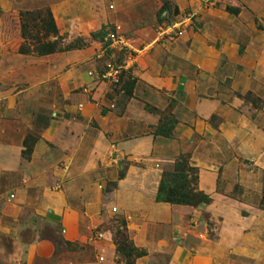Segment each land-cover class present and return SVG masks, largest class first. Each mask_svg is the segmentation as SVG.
I'll use <instances>...</instances> for the list:
<instances>
[{
	"label": "rangeland",
	"instance_id": "1",
	"mask_svg": "<svg viewBox=\"0 0 264 264\" xmlns=\"http://www.w3.org/2000/svg\"><path fill=\"white\" fill-rule=\"evenodd\" d=\"M65 2L52 11L60 46L77 48L42 75L44 64L19 59L20 34L2 46L0 264H137L130 242L137 246L138 226L149 223L164 244L148 264H264V0ZM19 11L0 9L7 29L20 28ZM37 14L25 24L44 37ZM179 21L182 33H162ZM107 28L121 43L106 40ZM27 42L32 50L35 40ZM140 108L153 115L147 136L156 150L120 151ZM180 154L195 168L187 185L209 202L159 207L151 198L164 168L153 169L161 155L176 162ZM127 166L142 172L118 194ZM41 235L55 243L52 261L33 256Z\"/></svg>",
	"mask_w": 264,
	"mask_h": 264
},
{
	"label": "crops",
	"instance_id": "2",
	"mask_svg": "<svg viewBox=\"0 0 264 264\" xmlns=\"http://www.w3.org/2000/svg\"><path fill=\"white\" fill-rule=\"evenodd\" d=\"M66 0H35V2L33 0H0V9L2 11V13H6L10 10H23V9H33L35 8V6H41V5H45L48 6L50 8L51 11H53V14L56 13L57 10V6L60 5L62 3H66ZM55 23H57V26L59 28L60 31V27L58 22L56 21ZM9 26L7 19L4 16H0V73H1V69L3 67V65L6 64V60L8 59L9 55L5 54V52L2 49V46H6L7 40L8 38L14 36L15 38H17V35L20 34V28L14 24L13 27L11 29H7V27ZM72 51H67V54L70 55ZM59 54H61L60 52H55V53H47V54H36V55H19L21 59V61L27 63L29 66H35L36 63H42L44 65L40 66L39 71L37 72V74H43V72L46 69H50V67H53V64H51V61L54 60H58L61 57L64 56H59ZM63 55H65V52H62ZM31 64V65H30ZM47 67V68H46ZM138 116L136 119L133 120V126H134V131L132 133L131 138L128 139L127 141H121L119 142L116 146L117 149H119L120 151H124V152H130V153H137L141 150V148H145L147 150H156V147L153 148V143L155 142V140H153L152 138H148L147 134H151L149 129L150 128L148 123L149 121H152V117L153 115L151 113H147V111H145L144 109L140 108L138 110ZM37 125L35 126L36 129H43L44 127V122H45V118L43 115H40L37 117ZM2 132H0V138L2 136ZM152 139V140H151ZM116 146L114 145V149L116 148ZM1 148V146H0ZM160 153V151H159ZM1 155V152H0ZM160 160L158 164V168L159 169H153V171L155 172L156 175H158L159 172L162 171V168H164L162 175L160 176V180L157 181V183H155V193L153 194L152 198L155 202H156V198L158 194V188H159V184L163 181H165L164 183V188L166 189V186L170 183V179H171V173L174 171V167H175V161L174 159H168L166 156L161 155L160 156ZM134 170V169H133ZM130 170V168L127 166L123 177L120 179V181L117 183V188H118V194H121V190L122 192L125 190L126 186H130V183H133L134 181H132L133 178H139V174L142 172H137L138 177H134L133 173L134 171ZM147 170V169H146ZM145 170V171H146ZM166 175H165V174ZM165 175V176H163ZM165 178V179H164ZM126 191V190H125ZM164 196V192L160 193L159 197L163 198ZM137 198L140 197L137 196ZM125 201V200H124ZM126 202V201H125ZM125 202L123 204H125ZM159 207H172V209H185V208H194L193 204H173V203H166L163 201H159ZM205 204V203H202ZM125 205H121V207H123L124 209L128 208V206ZM199 206V205H196ZM174 207V208H173ZM127 209V210H128ZM163 209V208H162ZM157 210V212H156ZM129 211V210H128ZM160 211H158V209H153L151 216L153 218H159L160 217ZM175 220V222H178L179 220V216H177L176 214L174 216H172ZM152 218V219H153ZM151 219V218H150ZM180 228H177V232L180 231ZM71 229H66L65 231H69L70 234H72L73 232L70 231ZM232 228L229 227V230H227V232L231 231ZM233 231V230H232ZM42 233L41 230L38 231V234ZM156 233V228L155 226H152L150 223L149 224H144L143 226H138V231H136L135 235L133 236V241L137 246H141L143 247L146 251H147V255H142L137 257V264H148V259H150V250L154 249V245L156 247H158L157 250H161V248L163 247L164 242L158 241V239H156L157 237L154 236ZM230 233V232H229ZM69 234V235H70ZM74 235V234H72ZM228 234L224 235V243H229V241L231 240L230 236H226ZM72 237V236H70ZM75 239V238H73ZM77 239V238H76ZM173 244L178 245L177 242H173L171 241ZM54 242H52L50 240L49 236L46 235H41V237L38 238V240H36L34 243L31 244V250H33L34 252V257L35 259H49V260H53L55 259V247L53 245ZM65 242H63L64 244ZM55 244V243H54ZM253 254V253H252ZM254 256V255H253ZM51 264H55V262L52 261Z\"/></svg>",
	"mask_w": 264,
	"mask_h": 264
},
{
	"label": "trees",
	"instance_id": "3",
	"mask_svg": "<svg viewBox=\"0 0 264 264\" xmlns=\"http://www.w3.org/2000/svg\"><path fill=\"white\" fill-rule=\"evenodd\" d=\"M227 10L235 13L237 12V9H233L229 6H227ZM38 13L37 17L40 22V28H42L44 37H33L29 34L27 30V26L25 24L24 18L26 16L32 15L33 13ZM41 13H44V15H41ZM19 16V26H20V35L22 36V39L24 40L23 43L19 46L18 52L20 54H47V53H55V52H66L71 51L77 47L74 45H67L65 47L60 46V40L63 39L62 35H59L58 28L56 26L52 11L48 6H44L43 8H40V10H22L18 13ZM56 37V39H46L49 35ZM35 40V44L33 45V49L30 50L28 40ZM128 86L134 87L136 83V77H128ZM128 96L131 95L130 91L126 92ZM153 110L150 109V112ZM23 145L25 149L22 151V154L25 158H27L31 153V146L28 145L27 139L25 138L23 140ZM183 155L180 154L178 156L176 162L174 171L171 173V179L170 183L166 186V189L164 188L165 181L162 180V182L159 184L158 188V194L164 192L163 198H160L159 195H157L156 200L163 201L166 203H173V204H193L198 205L200 203H208L209 202V196L204 194L201 191H194L193 187H190L188 184V179L190 178L189 173L187 172L189 169L195 170L193 166H188V169H185V162H183ZM197 179V177L195 176ZM165 179V178H164ZM261 207L264 208V196L262 197L260 201ZM132 250H134V256L139 257L142 255H146L145 251L142 249H139L137 246L132 244ZM118 251L123 250L122 247L117 248ZM126 264H132L131 261H128Z\"/></svg>",
	"mask_w": 264,
	"mask_h": 264
},
{
	"label": "built area",
	"instance_id": "4",
	"mask_svg": "<svg viewBox=\"0 0 264 264\" xmlns=\"http://www.w3.org/2000/svg\"><path fill=\"white\" fill-rule=\"evenodd\" d=\"M188 17H186L185 19H188ZM182 21H179V23H173L172 25L170 26H167L166 29L163 30V34H170L171 33H175V34H179V33H182L181 32V29H180V24H181ZM105 34H106V40L110 41L111 43H121V41L123 40L122 39V36L114 29H109L107 28L105 30ZM92 236H95V237H101L102 234L100 232H95L92 234Z\"/></svg>",
	"mask_w": 264,
	"mask_h": 264
}]
</instances>
